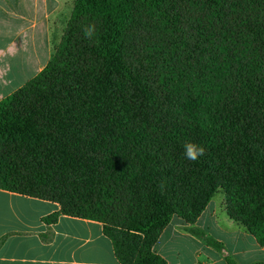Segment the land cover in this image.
<instances>
[{"label":"trees","instance_id":"trees-1","mask_svg":"<svg viewBox=\"0 0 264 264\" xmlns=\"http://www.w3.org/2000/svg\"><path fill=\"white\" fill-rule=\"evenodd\" d=\"M0 189L102 223L119 264H167L161 233L221 191L264 246V0H75L53 59L0 101Z\"/></svg>","mask_w":264,"mask_h":264},{"label":"crops","instance_id":"crops-1","mask_svg":"<svg viewBox=\"0 0 264 264\" xmlns=\"http://www.w3.org/2000/svg\"><path fill=\"white\" fill-rule=\"evenodd\" d=\"M74 3L0 0V101L38 76L53 59ZM56 215V222L46 221ZM193 227L205 235H192ZM154 250L167 264H227V257L239 264L264 261V246L212 201L194 226L173 218ZM172 255L181 262H174ZM0 264L119 262L102 223L64 215L55 202L0 189Z\"/></svg>","mask_w":264,"mask_h":264},{"label":"clouds","instance_id":"clouds-1","mask_svg":"<svg viewBox=\"0 0 264 264\" xmlns=\"http://www.w3.org/2000/svg\"><path fill=\"white\" fill-rule=\"evenodd\" d=\"M86 35L88 38H92L94 35V27L88 26L85 29ZM206 149L199 144L193 142H187L184 145V157L190 161H196L201 156L205 155Z\"/></svg>","mask_w":264,"mask_h":264},{"label":"rangeland","instance_id":"rangeland-1","mask_svg":"<svg viewBox=\"0 0 264 264\" xmlns=\"http://www.w3.org/2000/svg\"><path fill=\"white\" fill-rule=\"evenodd\" d=\"M68 27V25H67ZM58 47V46H57ZM24 80V79H23ZM212 202H214L215 205H218L221 207V209L225 210L227 213H228V208H227V196L224 192H219L212 200ZM231 218V217H230ZM232 219V218H231ZM233 220V219H232ZM234 221V220H233ZM235 222V221H234ZM237 223V222H235ZM238 224V223H237ZM239 225V224H238ZM241 226V225H240ZM242 227V226H241ZM138 239L137 238H131L129 241H127L129 247L132 246L133 247H136L138 245ZM187 241V240H186ZM188 242V241H187ZM172 260H174V262H181V259L179 257H174V255L171 256ZM128 260H131L128 259Z\"/></svg>","mask_w":264,"mask_h":264}]
</instances>
